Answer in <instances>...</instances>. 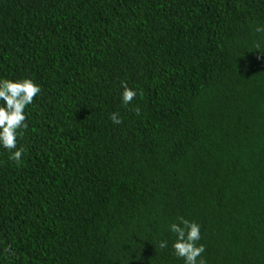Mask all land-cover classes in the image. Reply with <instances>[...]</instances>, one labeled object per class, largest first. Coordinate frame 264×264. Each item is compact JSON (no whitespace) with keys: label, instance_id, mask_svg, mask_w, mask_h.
Listing matches in <instances>:
<instances>
[{"label":"trees","instance_id":"16d2710c","mask_svg":"<svg viewBox=\"0 0 264 264\" xmlns=\"http://www.w3.org/2000/svg\"><path fill=\"white\" fill-rule=\"evenodd\" d=\"M257 26L264 0H0V78L41 88L0 149V264H183L181 218L205 264H264Z\"/></svg>","mask_w":264,"mask_h":264},{"label":"clouds","instance_id":"9594fccd","mask_svg":"<svg viewBox=\"0 0 264 264\" xmlns=\"http://www.w3.org/2000/svg\"><path fill=\"white\" fill-rule=\"evenodd\" d=\"M257 32H264V26H257ZM123 89L120 100L125 106L129 105L136 97L137 92L130 89L125 82H121ZM41 88L30 78L18 80L0 78V149L9 153L8 159L19 165L24 153L23 147L18 146V140L22 138L27 129L26 108L33 103ZM139 108L136 109L139 114ZM109 119L114 125L120 124L118 113H111ZM169 231L175 234V240L171 249L177 259L183 264H205L202 257L205 248L201 240V226L187 219L181 218L179 223L169 225ZM159 247H168L167 241H160ZM8 251V248L5 249Z\"/></svg>","mask_w":264,"mask_h":264}]
</instances>
